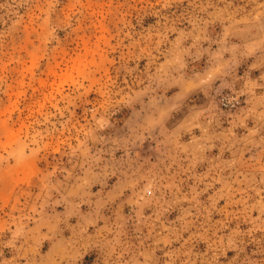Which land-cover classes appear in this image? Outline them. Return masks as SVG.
<instances>
[{
  "label": "rangeland",
  "instance_id": "1",
  "mask_svg": "<svg viewBox=\"0 0 264 264\" xmlns=\"http://www.w3.org/2000/svg\"><path fill=\"white\" fill-rule=\"evenodd\" d=\"M0 264H264V0H0Z\"/></svg>",
  "mask_w": 264,
  "mask_h": 264
}]
</instances>
